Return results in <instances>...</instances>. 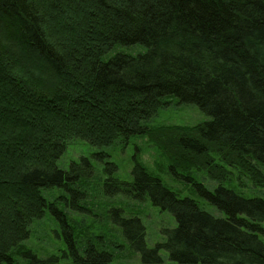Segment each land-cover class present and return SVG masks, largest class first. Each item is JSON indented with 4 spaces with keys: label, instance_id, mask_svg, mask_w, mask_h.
<instances>
[{
    "label": "trees",
    "instance_id": "16d2710c",
    "mask_svg": "<svg viewBox=\"0 0 264 264\" xmlns=\"http://www.w3.org/2000/svg\"><path fill=\"white\" fill-rule=\"evenodd\" d=\"M172 98L208 116L168 147L204 202L179 197L138 162L120 180L108 161L96 175L104 196L148 201L175 221L149 248L137 215L112 206L111 224L143 263L162 262L164 248L176 264H264V197L230 185L236 169L264 186V0H0V264L14 254L55 260L23 247L46 213L73 264H112L104 243L75 241L61 209L87 210L96 168L85 157L67 169L58 161L72 139L99 148L149 133Z\"/></svg>",
    "mask_w": 264,
    "mask_h": 264
},
{
    "label": "rangeland",
    "instance_id": "374dc122",
    "mask_svg": "<svg viewBox=\"0 0 264 264\" xmlns=\"http://www.w3.org/2000/svg\"><path fill=\"white\" fill-rule=\"evenodd\" d=\"M206 119L208 116L197 105L180 103L176 98H172L168 106L159 107L150 117L148 121L150 132L147 134L131 136L125 143L115 141L109 146L99 148L91 146L82 139L69 141L58 165L67 169L70 162H77L81 157H85L97 170L94 177L84 183L89 195L86 203L87 210L78 212L68 207L62 206L61 208L75 241L78 244L83 243L91 236L96 241L104 243L102 246L113 253L112 264H147L141 260V251L139 254L132 252L119 238L116 229L111 224V217L109 219L107 216V211L109 212L112 206H117L121 207L126 215H137L145 227V243L148 248L165 240L162 230L174 227L175 221L172 215L152 206L148 201L137 202L122 195L104 196L98 186L99 177L96 175L100 176L101 182L104 176L102 170L105 163L109 161L115 164L116 170L113 173L118 179L130 181L132 179L131 169L134 163L138 162L146 168L147 172L158 177L164 186L176 192L179 197L191 196L202 204L204 201L193 194L189 187L190 184L179 176V174L183 175V170L175 166L168 147H170L169 141L182 134L183 129H186L184 127H192ZM176 128H180L181 131ZM232 170L230 185L237 192L247 197H264V186L253 184L248 177L242 176L236 169ZM188 174L210 188L216 185L215 181L201 171L191 170ZM44 193L47 199L56 200L60 191L50 189ZM204 207L210 211H212L210 208H213L207 204ZM213 213L220 215L214 208ZM60 225L53 216L46 213L29 227V237L23 242L24 249H29L33 256L42 259L54 257L55 260L49 261L48 264H73L67 255ZM133 228L135 227L133 226L130 230ZM141 243H143L142 240ZM158 252L162 262L157 264H176L169 259L164 248H160ZM13 264L30 263L29 259L21 254H14Z\"/></svg>",
    "mask_w": 264,
    "mask_h": 264
}]
</instances>
